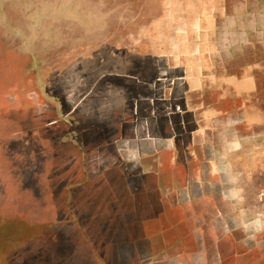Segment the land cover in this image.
<instances>
[{"label":"rangeland","instance_id":"rangeland-1","mask_svg":"<svg viewBox=\"0 0 264 264\" xmlns=\"http://www.w3.org/2000/svg\"><path fill=\"white\" fill-rule=\"evenodd\" d=\"M257 119L264 0H0V264H264Z\"/></svg>","mask_w":264,"mask_h":264},{"label":"crops","instance_id":"crops-1","mask_svg":"<svg viewBox=\"0 0 264 264\" xmlns=\"http://www.w3.org/2000/svg\"><path fill=\"white\" fill-rule=\"evenodd\" d=\"M249 86H250V84H249ZM256 109L258 110V108H256ZM246 122H247V120L243 118V123H246ZM248 123H251L253 125H256L255 127H251L250 128V130L253 129V131H251V133L253 135H251L250 137L252 139H254V140L262 139L264 137V134H263L262 131L260 133H258V128H257L258 125L261 122L257 119V120L248 121ZM106 226L109 227L108 225H106ZM118 226L121 227L123 230H127V228L130 227L129 219L128 218H126V219H123L122 218V222L121 223H118ZM123 238L125 239V236L124 235H123ZM123 250H124V248H122L120 251H123ZM112 251L120 252L119 249H117V248L116 249H112ZM105 252H106V254H104L103 256L100 255V257H99V259H100L99 260V263L100 264H117V263H114V261H113V258H112L111 254H110V249L109 248H106V251ZM120 258H121V260H120L121 263L120 264H126V261L124 262V255H121Z\"/></svg>","mask_w":264,"mask_h":264}]
</instances>
